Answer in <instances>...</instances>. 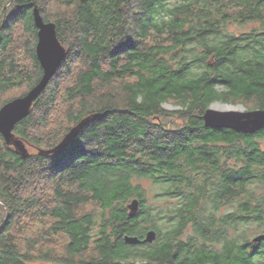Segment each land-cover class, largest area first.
<instances>
[{"label": "trees", "instance_id": "trees-1", "mask_svg": "<svg viewBox=\"0 0 264 264\" xmlns=\"http://www.w3.org/2000/svg\"><path fill=\"white\" fill-rule=\"evenodd\" d=\"M35 7L68 55L14 129L30 155L0 133V264H264V130L203 121L264 109V0H0V109L43 76Z\"/></svg>", "mask_w": 264, "mask_h": 264}, {"label": "water", "instance_id": "water-1", "mask_svg": "<svg viewBox=\"0 0 264 264\" xmlns=\"http://www.w3.org/2000/svg\"><path fill=\"white\" fill-rule=\"evenodd\" d=\"M33 12L35 25L38 29L37 57L43 68V76L40 82L26 95L8 102L0 109V133L6 144L14 147L16 153L23 158L30 155V150L27 144L15 135L14 129L19 122L30 115L35 101L46 89L68 55L66 47L58 38L56 24L45 22L38 7H35ZM93 117L94 115L81 120L56 147L40 150L39 153L52 155L67 149ZM203 121L208 128L230 129L245 135L255 134L264 130V109L220 111L211 105L205 111ZM139 209L140 201L138 199L132 200L129 205L130 216L134 217ZM156 239V231L149 230L141 239L126 236L125 242L131 245L152 244ZM263 240L264 234L255 237L253 242L261 243Z\"/></svg>", "mask_w": 264, "mask_h": 264}, {"label": "rangeland", "instance_id": "rangeland-1", "mask_svg": "<svg viewBox=\"0 0 264 264\" xmlns=\"http://www.w3.org/2000/svg\"><path fill=\"white\" fill-rule=\"evenodd\" d=\"M213 108L220 110V111H226V110H247V107L244 106L243 104H229L224 101H217L212 104ZM164 109H167L169 111L172 110H179L181 106L177 104L176 102L173 101H168L163 105ZM261 147L264 150V141L261 143ZM142 187L147 191L149 199L153 196L152 189V183L148 180L143 181ZM90 208V207H88ZM34 264H51V263H43V262H38Z\"/></svg>", "mask_w": 264, "mask_h": 264}]
</instances>
